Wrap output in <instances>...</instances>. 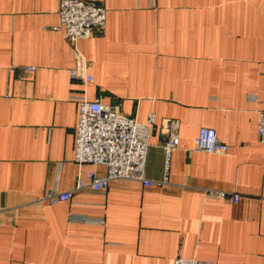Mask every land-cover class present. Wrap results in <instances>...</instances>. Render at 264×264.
Instances as JSON below:
<instances>
[{
  "label": "crops",
  "instance_id": "1",
  "mask_svg": "<svg viewBox=\"0 0 264 264\" xmlns=\"http://www.w3.org/2000/svg\"><path fill=\"white\" fill-rule=\"evenodd\" d=\"M94 1L107 22L78 41L86 83L51 28L61 0H0V264H264V0ZM84 96L156 115L153 183L118 178L50 204L51 189L107 171L75 161ZM171 120L180 143L167 169ZM203 127L227 153L193 149Z\"/></svg>",
  "mask_w": 264,
  "mask_h": 264
},
{
  "label": "built area",
  "instance_id": "2",
  "mask_svg": "<svg viewBox=\"0 0 264 264\" xmlns=\"http://www.w3.org/2000/svg\"><path fill=\"white\" fill-rule=\"evenodd\" d=\"M60 21L51 28L59 30L75 49V67L71 71L73 77H81L86 83L94 78L87 72L90 63L79 51L77 45L81 38H88L96 29H103L107 22L106 8L94 0H61L59 8ZM26 71H34L35 67L26 66ZM78 109L75 139V161L104 165L105 174L99 175L96 170L88 173L87 178L78 177L73 189H51L45 196L50 204L70 200L75 191L87 189L93 191L105 190L109 183L118 178H128L143 181L151 185L145 177V167L149 150V138L156 123V115L150 113L146 121L141 122L136 117L127 116L117 107L103 102L100 98L90 100L81 97ZM179 123L171 120L165 127L168 135L161 145L165 151L167 169L173 152L178 148ZM259 139L264 144V111L260 113ZM194 150L208 153L225 154L229 146L211 127L200 129L196 138ZM234 199L239 200L235 194ZM174 264H212L210 261L197 258L177 257Z\"/></svg>",
  "mask_w": 264,
  "mask_h": 264
}]
</instances>
